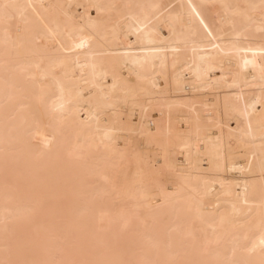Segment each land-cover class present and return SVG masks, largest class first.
I'll list each match as a JSON object with an SVG mask.
<instances>
[{"label": "bare ground", "instance_id": "6f19581e", "mask_svg": "<svg viewBox=\"0 0 264 264\" xmlns=\"http://www.w3.org/2000/svg\"><path fill=\"white\" fill-rule=\"evenodd\" d=\"M0 264H264V0H0Z\"/></svg>", "mask_w": 264, "mask_h": 264}]
</instances>
